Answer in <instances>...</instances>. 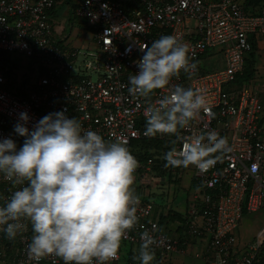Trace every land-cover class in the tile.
<instances>
[{
  "label": "built area",
  "instance_id": "1",
  "mask_svg": "<svg viewBox=\"0 0 264 264\" xmlns=\"http://www.w3.org/2000/svg\"><path fill=\"white\" fill-rule=\"evenodd\" d=\"M65 1L0 0V60L3 53L30 60L24 67L0 68V138H22L13 131L21 111L30 116L31 127L44 115L65 110L84 129L126 141L139 162L134 188L140 219L110 264H138L128 254L122 258L121 250L139 246L143 230L162 241L154 250L164 258L189 250L194 244L168 235L157 218L150 219L152 205L140 191L156 185L155 160L163 159L172 139L144 136L145 101L127 91L128 77L138 71L135 62L143 55L139 45L175 35L188 44L198 65L191 78L182 72L171 83L206 90L211 105V114L202 112L181 135L216 130L231 147L206 174L194 167L166 171L169 178L175 175L174 181L189 175L192 195L182 216L186 234L210 253L206 264H264V222L258 228L251 225L253 231L243 223L249 214L264 211V103L241 79L246 57L253 51L264 54V9L247 10L245 0H76L73 15L92 25L87 49L78 50L50 37L56 7ZM215 47H220L224 67L205 71L202 61ZM166 94L157 90L152 99ZM151 139L161 141L162 149L132 145ZM145 151L152 157L140 161L138 155ZM10 190L0 180V196ZM30 236L29 229L23 239L9 241L0 233V258L8 255L11 264H34L26 256ZM39 264L62 261L48 257Z\"/></svg>",
  "mask_w": 264,
  "mask_h": 264
},
{
  "label": "clouds",
  "instance_id": "2",
  "mask_svg": "<svg viewBox=\"0 0 264 264\" xmlns=\"http://www.w3.org/2000/svg\"><path fill=\"white\" fill-rule=\"evenodd\" d=\"M139 48L143 55L135 62L138 71L128 77L127 91L145 101L144 136L172 139L163 154L164 167L208 173L231 150L229 140L216 130L182 136L202 112L211 114V105L206 90L171 83L182 72L191 78L198 61L188 44L171 34ZM157 90L168 94L153 101ZM30 119L21 111L13 125L24 138L21 145L0 138V180L11 188L0 196V233L15 241L30 229L26 256L34 264L48 257L62 264L117 260L122 241L139 225L137 158L126 141L84 129L65 110L50 112L31 127ZM139 240L128 255L138 264H153L154 248L162 241L147 230Z\"/></svg>",
  "mask_w": 264,
  "mask_h": 264
},
{
  "label": "rangeland",
  "instance_id": "3",
  "mask_svg": "<svg viewBox=\"0 0 264 264\" xmlns=\"http://www.w3.org/2000/svg\"><path fill=\"white\" fill-rule=\"evenodd\" d=\"M76 0H66L63 5L56 7V13L54 17V30L51 31L50 37L58 43L63 40L62 43L65 47H72L75 49H87L88 37L92 35V25L82 18H77L73 15L72 4ZM62 28L61 32H57L58 27ZM85 33V35L83 34ZM12 61L15 66L24 67L29 65V59L26 57L11 55ZM205 71L220 70L224 67L222 56L220 54V47L213 49V55L202 61ZM83 61L80 62L82 67ZM263 70L260 69L262 75ZM258 72L254 79L250 82L249 87L254 93H260L264 90V80L258 79ZM23 138V137H22ZM191 168V167H189ZM169 170V168L167 169ZM172 173V172H171ZM175 175L171 174V178L168 175H163L154 181L156 186L152 185L149 189L151 193L148 196V200L154 205L164 207L167 203L173 202L174 205L182 204L186 208L187 201L191 198L192 191L188 190L189 175L181 176L180 180L174 181ZM185 185V186H184ZM187 187L186 189L183 188ZM148 190V189H147ZM264 222V211H259L253 214H249L245 217L243 223L248 229L253 227L258 228L261 223ZM250 226V227H249ZM252 234V232L250 233ZM129 249L127 246L122 248V258L126 259Z\"/></svg>",
  "mask_w": 264,
  "mask_h": 264
},
{
  "label": "crops",
  "instance_id": "4",
  "mask_svg": "<svg viewBox=\"0 0 264 264\" xmlns=\"http://www.w3.org/2000/svg\"><path fill=\"white\" fill-rule=\"evenodd\" d=\"M253 1V2H252ZM245 6L250 7L246 8L247 10H258V9H264V0H245ZM256 60H255V73L253 74L252 78L247 83L250 85V82L252 79H254L255 75L258 74V79L264 80V54H259L256 52ZM210 58V57H209ZM260 69L263 70L262 75L260 74ZM205 70V68H204ZM246 80V79H245ZM261 99L264 103V90H262L260 93ZM157 174V177H161L163 175H166V172L158 173L157 170L155 171ZM189 184V182H188ZM152 185H150L148 188H141L142 191H140L142 194L145 195V198L148 200V196L151 194L149 192V188ZM156 186V185H154ZM185 186V185H184ZM183 188H187L184 187ZM148 189V190H147ZM135 192L137 193V188L135 189ZM149 201V200H148ZM150 202V201H149ZM152 205L151 211H150V219H158L160 224V218H165L167 214L169 213H175L178 215L177 220H173L172 222H168L166 225L160 224L161 229L164 228L165 232L170 233L172 236L176 237L177 240L184 242V240L189 241L191 244H194L189 250H185L183 252L175 253L166 256V258L162 257L158 252H155V260L153 264H206V261L208 257H210V253L207 251H204L201 244L200 246L196 245V241L192 240L188 234H186L185 230V222L183 223L182 220L184 218L182 216L185 215L186 208L183 207L182 204L174 205L173 202L167 203L164 207H160L157 205H154L152 202H150ZM180 216V217H179ZM182 223L184 224V227H182ZM182 227V228H181ZM253 227V226H252ZM251 227V230L253 231V228ZM199 248V249H198ZM199 250V251H198ZM199 252V255L196 256V254ZM0 264H11L10 257L7 255L6 257L0 258Z\"/></svg>",
  "mask_w": 264,
  "mask_h": 264
},
{
  "label": "trees",
  "instance_id": "5",
  "mask_svg": "<svg viewBox=\"0 0 264 264\" xmlns=\"http://www.w3.org/2000/svg\"><path fill=\"white\" fill-rule=\"evenodd\" d=\"M253 2V1H252ZM74 5L75 4H72V7L71 8H74ZM256 51H253V52H251L250 54H249V56L248 57H246V62H245V68H244V71H243V75L241 76V79H246V80H250L251 78H252V76H253V74L255 73V60H256ZM9 64H11V65H15V63L12 61V59H11V54H8V53H3V55H2V58H1V60H0V68H2V69H5V67L7 66V65H9ZM5 73H7V71H5ZM24 84H26V81L25 82H23V85ZM20 95V94H19ZM23 139L24 138H21V139H19L18 141H17V144H18V146L19 145H21L22 143H23ZM134 144H140V145H142L143 146V148H147V147H156V148H158V149H162V147H161V141H157V140H144V141H141V142H133L132 143V145H134ZM148 157H152V154H150V153H148L147 151H145V152H143V153H140L139 155H138V159L140 160V161H144V160H146ZM164 160L162 159V160H159V159H157V160H155V164H154V166H153V169L156 171L157 170V172L158 173H164V172H166L167 171V169L168 168H166V167H164ZM178 215H176L175 213H169V214H167V216L165 217V218H160V224H161V226L163 225H166L168 222H172L173 220H177L178 219V217H177ZM180 217V216H179ZM183 221V223L185 222V219L184 220H182ZM182 223V227H184V224ZM181 227V228H182ZM162 231H164V228H162L161 229ZM131 257V255H129V258Z\"/></svg>",
  "mask_w": 264,
  "mask_h": 264
}]
</instances>
